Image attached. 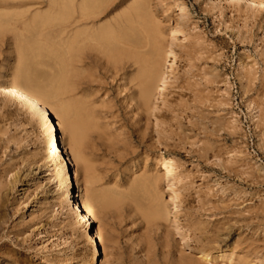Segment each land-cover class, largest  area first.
I'll list each match as a JSON object with an SVG mask.
<instances>
[{"label": "rangeland", "instance_id": "rangeland-1", "mask_svg": "<svg viewBox=\"0 0 264 264\" xmlns=\"http://www.w3.org/2000/svg\"><path fill=\"white\" fill-rule=\"evenodd\" d=\"M139 1L113 0L97 26ZM147 1L165 50L162 73L169 79L161 95L142 96L137 66L115 62L105 49H88L73 65L80 80L72 98L88 104L102 129L83 149L97 182H86L84 168L75 166L91 227L69 213L62 161L56 167L49 160L50 137L40 143L36 126L0 95V264H89L94 255L97 264H261L264 8L233 0ZM9 8L0 12H23L29 21L49 12L50 0ZM25 56L12 34L0 37V82H17L16 72L29 64ZM59 68L48 60L38 68V84H48ZM45 106L51 117L49 109H59ZM168 155L179 163L164 177ZM143 176L156 183L139 192L141 206L123 199L120 207H103L92 199L104 191L126 197ZM154 204L163 214L150 221L143 208ZM181 237L187 245H179Z\"/></svg>", "mask_w": 264, "mask_h": 264}, {"label": "bare ground", "instance_id": "bare-ground-1", "mask_svg": "<svg viewBox=\"0 0 264 264\" xmlns=\"http://www.w3.org/2000/svg\"><path fill=\"white\" fill-rule=\"evenodd\" d=\"M26 1L30 0L4 2L0 0V7L5 6V10H10L9 7L17 8ZM74 1L50 0V11L29 21L23 12H0V37L5 33L12 34L19 53L29 59L26 71L16 72L17 82H0V95L17 104L19 111L36 126L37 134L42 138L40 143L50 137L49 160L56 167L62 161L63 173L68 185L66 202L69 213L73 214L79 223L81 221L82 224L91 227L90 204L83 198L85 189L80 183L75 166L84 168L87 175L86 182L91 185L97 182L93 164L87 160L83 149L88 135L102 129L88 104L72 98L80 80V75L73 71V65L88 49L92 51L100 49L101 52L105 49L103 53L107 52L115 62L125 61L127 64L137 66L136 81L141 90L139 92L147 98L153 90L161 95L167 88L169 78L162 73L165 50L161 42L160 28L151 20L152 16L150 19L147 0H140L129 13L103 26H97V21L108 10L107 7L113 0H78V4ZM233 1L248 2L252 6L257 5L259 9L264 8L263 0ZM177 6L181 8L183 4ZM136 24L139 26H135ZM138 32L142 35L140 36ZM48 60L54 61L60 68L48 84L39 85L38 68L47 66ZM263 88L264 83L260 86L261 90ZM40 100L45 105L59 107L53 112L49 109L53 117L46 113L45 105L42 108ZM3 106L8 104L3 103ZM142 108L147 109L148 105L144 102ZM5 112L13 116L18 125L24 126L18 113L11 109ZM67 138H70V149L67 147ZM34 161L35 159L30 158L25 162L26 165H30ZM178 163L176 157L168 155L160 166L162 171L165 170L164 177L170 174L169 166ZM155 183L154 179L143 176L126 197H118L109 191H104L99 195L92 194V199L97 200L103 207H117L121 205L123 199H128L138 207L141 206L139 192ZM1 205H3V193L0 190V207ZM143 210L150 221L161 218L163 214L162 208L155 204L149 209L144 207ZM87 239H93L90 233L87 234ZM179 241L180 246L188 244L185 237H181ZM5 245L0 247L3 248ZM198 254L203 259L208 258V255L202 251ZM95 257L94 255L93 261L89 264L98 263ZM260 262L264 264V258Z\"/></svg>", "mask_w": 264, "mask_h": 264}]
</instances>
